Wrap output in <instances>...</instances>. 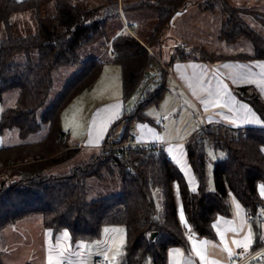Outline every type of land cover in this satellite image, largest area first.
<instances>
[{"label":"trees","instance_id":"obj_1","mask_svg":"<svg viewBox=\"0 0 264 264\" xmlns=\"http://www.w3.org/2000/svg\"><path fill=\"white\" fill-rule=\"evenodd\" d=\"M190 2L194 0L143 1L132 6L130 10H153L157 14V23L141 43L129 33H119L109 42L108 23L119 18L117 0H103L102 4L91 7L69 0H0V102L5 93L17 92L14 105L0 114V135L16 130L19 138L25 140L43 126L48 128L39 141L0 147V168L11 170L0 179V233L23 219L38 216L43 227L54 234L66 230L74 244L100 239L106 226H120L125 230L126 240L113 264H167L170 248L188 250L187 231L197 237H215L213 222L218 216L230 214L231 195L247 209H254L262 202L257 191L259 184L264 185V130L260 129L240 130L239 137L232 140H229L232 131L221 125L203 128L193 135L185 143V149L198 183L195 191L190 190L177 165L161 148L148 151L133 148L121 159L98 150L66 173L52 171L79 152L67 142V133L60 126V114L75 97L92 88L105 64L95 57L81 61L80 51L107 40L108 51L114 53L109 60L121 70L123 98L130 99L145 84L144 70L155 62L151 52L159 47L163 30ZM196 3L199 11L220 10L225 14L218 36L221 41L233 43L244 37L251 43L252 55L237 54L232 59L264 60V36L243 17L252 14L262 26V15L258 16L251 8L233 6L228 0H196ZM51 4L53 14L42 15V9ZM25 12L34 13L36 31L15 37L11 17ZM17 55H23L26 63L12 64V58ZM174 58L181 61L225 59L198 48L185 53L179 46L171 61ZM72 67L80 70L39 116L38 110L53 85V73ZM167 75L163 72L158 82L147 87L139 103L130 113L125 112L107 136L116 133L123 141L131 140L132 122L147 120L144 112L160 101ZM235 94L264 121V101L253 87L235 88ZM209 149L225 155L213 162L212 186L207 175ZM114 178L120 193L88 198L90 180L107 183ZM173 183L179 187L188 230L177 215ZM0 264H4L1 254Z\"/></svg>","mask_w":264,"mask_h":264},{"label":"crops","instance_id":"obj_2","mask_svg":"<svg viewBox=\"0 0 264 264\" xmlns=\"http://www.w3.org/2000/svg\"><path fill=\"white\" fill-rule=\"evenodd\" d=\"M69 1L78 4L75 0ZM143 1L152 3L156 0H117L120 21L115 32L109 37V42L115 35L127 33V26L132 28L133 36L141 43L144 41L143 38L147 36L145 32L148 25L144 26L141 17L146 12L147 14L148 12L153 14L154 11L130 10L132 6ZM194 9L197 12H202L196 7ZM184 11L185 8L177 12L171 19L169 24L171 29L175 20L184 15ZM178 46L184 48L185 53L195 48L194 46L185 48L180 44ZM157 53L155 56L164 61ZM108 54L111 59L112 56L109 51ZM232 56L235 55L221 56L225 59L218 61L195 59L181 61L177 58L170 60L168 62L169 73L165 80V92L155 106L163 100L166 91L169 89L168 83L171 78L175 100L179 96L176 91H179L180 87L181 90L187 91L189 96L196 99L200 104L199 108L204 114L201 129L221 125L229 129L264 130V121L246 101L241 100L235 94V88L253 87L264 101V60L250 58L238 60L232 59ZM91 90L92 88L75 97L60 114V126L67 133L69 140L73 137L75 130L67 124V118H65L67 117V110L74 102H79V100L82 102L81 98L89 100L86 105L84 104L83 112L86 118L83 120L82 133L79 134L76 145L71 144V147L89 154L92 150L98 151L113 125L125 115V112L130 113L136 106V96H134L133 104L127 106L126 102L129 99L125 100L123 93L120 95L116 92L111 96L104 97L102 100L92 101L88 95ZM180 106L176 101L175 104L173 103L171 110L175 111ZM2 111H0V114ZM144 114L147 120H134L132 122L130 139L139 143L160 145L159 148L164 150L167 157L177 165L190 190L195 191L198 183L187 160L185 143L201 130H198L201 124L190 130L188 135L186 133L175 135L171 134L166 126L168 117L164 112L159 114L157 123L146 112ZM163 116L166 119L160 124V118ZM127 117H129V114ZM6 132L0 135V147L11 146L3 144L2 136ZM208 151L212 150L209 149ZM94 154H91V156ZM218 154L221 158L225 156L221 152ZM209 164L207 175L209 185L212 186ZM262 186L264 185L259 184L257 187L260 201H262L260 203H264V195L261 193ZM172 191L179 221L188 230L177 183L172 184ZM229 205L230 214L228 216H218L213 222L214 238L197 237L193 232L187 231V235L190 236L188 238V250L185 251L179 247L170 248L167 255V264H233L235 260L234 253L237 248L244 247L245 244H247V249L250 250L260 247L264 241V222L249 223L246 219L247 208L234 195L229 197ZM249 236L251 237L250 243ZM125 240L123 227L106 226L101 231L100 239L88 242L78 241L71 244L69 233L66 230L54 234L51 230L43 227L41 217L33 216L5 228L0 233V254L4 264H50V262L51 264H96L99 259H104V264H113L122 253ZM248 264H264V262L252 261Z\"/></svg>","mask_w":264,"mask_h":264},{"label":"rangeland","instance_id":"obj_3","mask_svg":"<svg viewBox=\"0 0 264 264\" xmlns=\"http://www.w3.org/2000/svg\"><path fill=\"white\" fill-rule=\"evenodd\" d=\"M79 5L94 6L102 4V0H75ZM229 3L233 6H242L251 8V10L257 11L258 16L264 17V0H228ZM196 0L190 2L185 6L184 15L175 20L174 26L172 29L169 25L163 30L162 41L158 48H155L152 54L160 56L164 59L165 62H170L172 54L175 52L178 44L183 47H195L198 49H204L207 52H213L219 56H231V55H241L248 56L253 54V48L251 43L244 37H240L233 43H227L218 39L219 32L222 26V23L225 18V14L216 10L215 12H197L194 7H196ZM197 13H195V12ZM42 15H51L54 12L53 5H48L42 9ZM146 12L143 17H141V22L144 26L147 24L146 32L147 35L152 30L153 26L157 23V14H149ZM15 17V19H13ZM244 20L252 26L256 31H259L262 36H264V25H260V22L252 14L243 15ZM120 18V17H119ZM111 20L108 23L107 37H109L115 32L114 25H117L120 19ZM264 19V18H263ZM262 19V20H263ZM126 22L128 20H125ZM129 22V21H128ZM11 23L14 26V36L22 37L33 34L36 31V26L34 22V13L25 12L20 14H15L11 17ZM170 24V22H169ZM118 26V25H117ZM144 29V28H143ZM171 33V35H170ZM108 41L101 40L96 44L85 47L80 51L81 61L87 60L89 58L95 57L103 60L105 66L103 67L102 75L99 76L96 83L93 84L91 92L88 93L90 100H102L106 96H111L112 94H122L121 90V77H120V67L116 64L110 63L109 54H108ZM105 43V46L103 44ZM152 50V49H151ZM173 52V53H172ZM171 54V55H170ZM198 55V54H197ZM33 61H37V53H33ZM12 64L21 65L26 63V58L23 55H17L12 58ZM109 63V64H108ZM107 64V65H106ZM80 70V67L72 68H63L57 70L53 73V85L50 90L49 96L43 106L38 110V115L40 116L53 102L56 98L62 93L65 85L70 81V79ZM171 79V78H170ZM169 79L168 87L163 100L159 105L155 106L150 105L146 108V113L155 121L158 122L159 114L164 112L168 117L166 126L169 129L171 134H185L188 135L190 130L199 124L200 130L203 125V113L199 108L200 104L196 99L190 97L187 91L181 90L176 91L178 97L175 100V93L173 83ZM174 85H176L174 83ZM172 86V87H171ZM173 89V90H172ZM121 91V93H120ZM85 95V94H84ZM87 95V94H86ZM84 97V96H83ZM17 92L11 91L3 95V98L0 102V111L6 108L12 107L16 101ZM81 101L74 102L72 106L67 110V124L71 126L75 131L73 137H71L67 142L69 145H76L79 134L82 133L81 129L84 127V108L87 102V98H81ZM134 97L130 98L126 103L127 106L133 104ZM178 101L181 105L179 109L175 111L171 110L173 103ZM85 104V105H84ZM171 110V111H170ZM136 131V127L134 128ZM47 126H43L40 131L35 134L29 135L25 140H21L18 136L16 130L7 131L4 136H2L3 144L12 145L20 143H31L42 139L47 134ZM227 130V129H226ZM230 130V129H229ZM228 130V131H229ZM240 131V129H238ZM232 131V130H231ZM197 132V131H196ZM97 154V150H92L89 154L85 151H79L76 155L65 162L62 165H59L52 169L55 174L66 173L74 165H77L81 162L88 160L91 154ZM221 158L220 154H215L213 151L209 152V173L212 179L213 174V162L214 160ZM11 170H2L0 168V179L4 178L6 175L10 174ZM213 180V179H212ZM107 183H100L99 181L93 179L89 181L88 184V198L98 199L101 197L118 194L119 184L117 179L114 178L108 179ZM187 238L189 236L187 235Z\"/></svg>","mask_w":264,"mask_h":264},{"label":"built area","instance_id":"obj_4","mask_svg":"<svg viewBox=\"0 0 264 264\" xmlns=\"http://www.w3.org/2000/svg\"><path fill=\"white\" fill-rule=\"evenodd\" d=\"M127 33L132 35V28L127 26ZM111 56L114 55L113 51L110 50ZM153 56H155L153 54ZM144 72L146 73L147 77L145 79V84L139 89L138 94L136 95V105L141 100L145 90L147 87L155 84L159 81L160 77L162 76L163 72L169 73V67L165 63V61L159 59L155 56V62L149 63L146 67ZM166 118L163 116L160 118V124ZM229 130V128H226ZM232 130L231 137L229 140L237 139L240 135V131L238 129H230ZM158 144H149V143H139L133 139L123 141L119 135L113 133L107 136L105 142L98 148L99 151L104 153L105 155H115L116 158L121 159L125 157L128 152L133 148L143 149L148 151L150 148L159 149ZM246 219L249 223H262L264 222V203H257L254 209H247L246 212ZM190 238V236H189ZM235 260L233 264H248L252 261L257 262H264V241L260 247L254 250L247 249L245 247H239L235 250ZM104 259H99L96 264H104Z\"/></svg>","mask_w":264,"mask_h":264},{"label":"snow or ice","instance_id":"obj_5","mask_svg":"<svg viewBox=\"0 0 264 264\" xmlns=\"http://www.w3.org/2000/svg\"><path fill=\"white\" fill-rule=\"evenodd\" d=\"M13 19H15V17H13ZM261 193H262V195H264V186H262V188H261ZM248 240H249V243H250V241H251V237L250 236H249ZM244 247L247 248V244H245ZM50 264H51V262H50Z\"/></svg>","mask_w":264,"mask_h":264},{"label":"water","instance_id":"obj_6","mask_svg":"<svg viewBox=\"0 0 264 264\" xmlns=\"http://www.w3.org/2000/svg\"><path fill=\"white\" fill-rule=\"evenodd\" d=\"M155 233L152 234V237H154Z\"/></svg>","mask_w":264,"mask_h":264}]
</instances>
